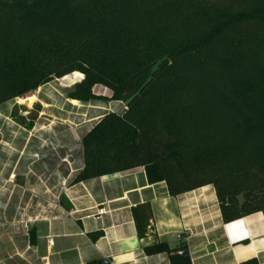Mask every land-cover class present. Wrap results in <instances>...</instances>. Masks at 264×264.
I'll return each instance as SVG.
<instances>
[{
    "label": "trees",
    "instance_id": "16d2710c",
    "mask_svg": "<svg viewBox=\"0 0 264 264\" xmlns=\"http://www.w3.org/2000/svg\"><path fill=\"white\" fill-rule=\"evenodd\" d=\"M73 73L68 99L126 107L83 136L75 183L143 167L173 197L213 186L225 223L264 214V0H0V106Z\"/></svg>",
    "mask_w": 264,
    "mask_h": 264
},
{
    "label": "crops",
    "instance_id": "0c3cea01",
    "mask_svg": "<svg viewBox=\"0 0 264 264\" xmlns=\"http://www.w3.org/2000/svg\"><path fill=\"white\" fill-rule=\"evenodd\" d=\"M49 85L18 105L21 122L12 101L0 106V264H174L182 244L190 264H264V214L225 223L213 186L173 197L143 167L75 183L82 138L110 111ZM142 205L152 217L139 238L133 210ZM159 244L168 250L147 253Z\"/></svg>",
    "mask_w": 264,
    "mask_h": 264
},
{
    "label": "rangeland",
    "instance_id": "374dc122",
    "mask_svg": "<svg viewBox=\"0 0 264 264\" xmlns=\"http://www.w3.org/2000/svg\"><path fill=\"white\" fill-rule=\"evenodd\" d=\"M81 80H82L81 78H75L74 79L72 77H70L68 81H62L61 79H58V80L54 81L53 83H51L47 87V89H50L52 91L54 90L56 92H59L65 99H68L67 96H66L67 91L70 90V88L73 87V85H75L76 83L80 82ZM93 92L97 96V99L96 100H94V101H92L90 103H87V104H83V103H80V102L79 103L81 105H89V104H92L93 105V104H96V105H99V107L100 106L101 107H104V108H107L108 107V110L110 111V113L116 112L117 111V106L120 107V108H122L121 111L125 108V105L123 103L110 100L111 97H112V94H111V92L107 88H105L103 86H96L93 89ZM34 93H36V92H34ZM25 98H27V97L18 98L16 100L12 101V103H11V106L14 107L13 112L15 111L17 120L19 122L22 121V118L20 117L21 115H19L20 109L18 108V105L19 104H25V102H26L25 100H28V99H25ZM69 100H71V99H69ZM74 101H76V100H74ZM116 102H117V104H116ZM112 103H114V104H112ZM40 109H41V105L38 104V103L33 106V111L34 112H37ZM34 112H33V114H31V115H29L27 117L28 121L29 120H32L35 117V113ZM107 114H109V113H106L105 115H107Z\"/></svg>",
    "mask_w": 264,
    "mask_h": 264
},
{
    "label": "built area",
    "instance_id": "2783aa9c",
    "mask_svg": "<svg viewBox=\"0 0 264 264\" xmlns=\"http://www.w3.org/2000/svg\"><path fill=\"white\" fill-rule=\"evenodd\" d=\"M14 178H15V174H12V175L10 176V179H14ZM98 213H99L100 215H103V214H104V210H99ZM174 239L177 240V241H180V242H184V241H185V237L182 236L181 234L176 235V236L174 237Z\"/></svg>",
    "mask_w": 264,
    "mask_h": 264
},
{
    "label": "bare ground",
    "instance_id": "6f19581e",
    "mask_svg": "<svg viewBox=\"0 0 264 264\" xmlns=\"http://www.w3.org/2000/svg\"><path fill=\"white\" fill-rule=\"evenodd\" d=\"M70 77H72L74 79L75 78H81V79L83 78V76L80 73H73L72 75L66 76V77L62 78L61 80L62 81H68Z\"/></svg>",
    "mask_w": 264,
    "mask_h": 264
},
{
    "label": "water",
    "instance_id": "95a60500",
    "mask_svg": "<svg viewBox=\"0 0 264 264\" xmlns=\"http://www.w3.org/2000/svg\"><path fill=\"white\" fill-rule=\"evenodd\" d=\"M106 264H108V263H106Z\"/></svg>",
    "mask_w": 264,
    "mask_h": 264
}]
</instances>
